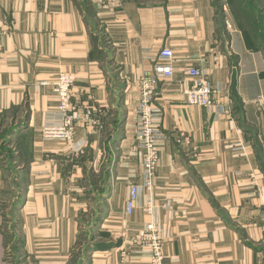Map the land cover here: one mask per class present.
<instances>
[{
    "label": "crops",
    "instance_id": "obj_1",
    "mask_svg": "<svg viewBox=\"0 0 264 264\" xmlns=\"http://www.w3.org/2000/svg\"><path fill=\"white\" fill-rule=\"evenodd\" d=\"M121 1L0 0V132L8 128L7 145L18 149L13 164L0 151V262L13 236L26 264H68L80 218L99 195V247L87 264L149 263L130 242L151 219L147 196L133 214L125 207L143 173L140 83L169 48L175 74L155 89L166 135L154 188L166 264H264V49L248 46L233 16L225 41L212 0ZM192 66L216 90L214 106L183 96ZM60 72L73 76L72 101L92 119L76 129L86 141L77 153L41 134L57 118V100L40 82ZM86 167L99 179L97 193Z\"/></svg>",
    "mask_w": 264,
    "mask_h": 264
},
{
    "label": "built area",
    "instance_id": "obj_2",
    "mask_svg": "<svg viewBox=\"0 0 264 264\" xmlns=\"http://www.w3.org/2000/svg\"><path fill=\"white\" fill-rule=\"evenodd\" d=\"M113 1H115L116 7L122 4L121 0ZM109 7L107 3H104V8ZM1 23L0 19V68L3 54L2 36L4 35ZM172 60L173 51L164 48L159 54L153 72L143 76L140 83V99L134 116L135 140L143 156V173L140 182L130 185L125 211L128 215L133 214L139 199L143 195L147 196L143 208L151 219L146 225V231L133 236L130 242L137 245L141 252L149 255L150 264H166V256L163 251L165 236L160 222L156 220L157 206L154 200L155 182L161 162L158 145L166 138V135L162 129L164 112L155 102V89L160 78L174 76ZM185 72L193 79L192 85H181V91L186 101L201 107L214 106L216 90L204 78L202 70L192 66ZM40 85L49 86L57 100V118L44 121L41 129L42 138L45 141L65 143L66 151L81 152L86 141L82 137H77L76 129L80 122H90L92 119L89 113L82 112L72 101L73 76L66 72H60L53 81L40 82ZM127 255L126 251L122 252L123 260Z\"/></svg>",
    "mask_w": 264,
    "mask_h": 264
},
{
    "label": "rangeland",
    "instance_id": "obj_3",
    "mask_svg": "<svg viewBox=\"0 0 264 264\" xmlns=\"http://www.w3.org/2000/svg\"><path fill=\"white\" fill-rule=\"evenodd\" d=\"M229 1L230 0H214V2L217 3V6H219V8H218L219 12L218 13L221 14L222 11H224V13H226V19H225L226 21H223L220 19L221 21H220V25L218 27L219 33H221V34L224 33V27L223 26H225V24L227 26L228 19L230 17L232 18V15L230 14V11H229V8H230V6H229L230 2ZM238 2H239L238 0H233V7L235 8L236 13H237V9L240 10V7L238 6V4H239ZM261 6H264V2ZM2 115L3 114L0 113V117ZM7 132H9L8 128L3 129L0 132V137H4V141L0 144V151L2 152V151L7 150L6 154L8 156V160L12 161L14 156L17 155V153H18V149L14 145H11V144L7 145V141H6V140H8L7 135H6ZM111 155H112V150L108 149L106 152V161H104L102 168L105 169V164L108 163L107 162L108 157L110 158ZM11 161H10V163L13 164V162H11ZM12 166H14L13 170H14V174H15V172H17V169L15 168V165H12ZM86 168L88 169V167H86ZM86 172H87V178L90 180L91 185H92L90 190H93V191H95V193H97L96 187L98 186L99 179H95L96 182H94V180L92 179L93 172L91 171V169H88V171H86ZM13 196H14L13 192H10V194L8 196H6V198L8 201L12 202ZM90 201L92 204V209L88 210L82 216V229L84 231H82V235L79 238L80 239L79 245L76 247L74 254L72 256V260H73L74 264H79V262H81L83 260V257H85L86 249H87L88 245L91 243L92 238H94V239L97 238V240H100L99 235L97 233V229L95 230V228H91V226H92V223L94 222V218L96 217V214L101 210V207L99 206V203L101 202V197L99 195L92 196ZM8 222H10V220H8ZM136 235H133V236H136ZM14 238L15 237L11 236L9 238V240L6 241L7 243H10V242L13 243L12 244L13 246L10 244V249H9V251H7L6 255L3 257L4 258L3 262H0V264H26L25 256L21 253V250H19L20 246H19L18 242L16 241L15 242L16 244L14 243V241H15ZM122 261L124 262L123 258H122ZM165 263H167L166 260H165ZM148 264H150V262Z\"/></svg>",
    "mask_w": 264,
    "mask_h": 264
},
{
    "label": "trees",
    "instance_id": "obj_4",
    "mask_svg": "<svg viewBox=\"0 0 264 264\" xmlns=\"http://www.w3.org/2000/svg\"><path fill=\"white\" fill-rule=\"evenodd\" d=\"M212 1H213L214 7L216 8V22L219 27L221 20L226 21L225 20L226 13H224V11H222L221 14L218 13L219 6H217V3H215L214 0ZM238 1H239L238 6L240 7V10L237 9L238 14L236 13L235 8L233 7V0L229 1L230 2L229 11L231 15L233 16L238 27L242 30L244 37L246 38V42L248 46L252 49H260V48L264 49V16H263L264 6H261L264 0H238ZM223 27H224V33L223 34L220 33V36H222L223 39L226 41L230 39V35L227 31L228 29H227L226 24ZM261 165L264 168V158H262L261 160ZM101 215L102 214H100L99 212L96 214V217L94 218V222L92 223L91 228H95V230L97 229ZM82 216L80 218L81 221H82ZM80 223H81L80 224L81 231L78 235V239L76 241L74 250L72 252V256L74 254L76 247L79 245V241H80L79 238L82 235V231H84L82 229V222ZM92 242H94V238L91 239V243L88 245L86 249L85 257H83V260L79 262V264L88 263L89 251H91L93 247L95 248L98 246V244L95 245V244H92ZM69 264H74L72 257L70 259Z\"/></svg>",
    "mask_w": 264,
    "mask_h": 264
}]
</instances>
